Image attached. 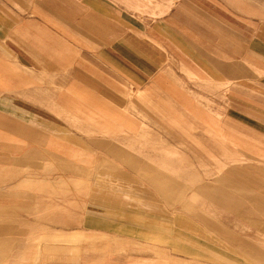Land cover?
Returning <instances> with one entry per match:
<instances>
[{
	"label": "rangeland",
	"instance_id": "obj_1",
	"mask_svg": "<svg viewBox=\"0 0 264 264\" xmlns=\"http://www.w3.org/2000/svg\"><path fill=\"white\" fill-rule=\"evenodd\" d=\"M142 1L118 0L137 11ZM79 9L76 0H0V25L52 14L43 19L59 31L56 15ZM181 74L178 100L155 86L133 92L108 118L115 122L100 119L105 128L69 117L76 133L37 129L29 139V125L0 118V264H103L109 254L126 264L157 256L167 264L169 255L181 264H264V135L225 116L238 104L235 81L206 88ZM178 115L192 122L183 132ZM197 123L226 136L240 161L223 150L210 156L194 137ZM204 184L208 193L197 189Z\"/></svg>",
	"mask_w": 264,
	"mask_h": 264
},
{
	"label": "crops",
	"instance_id": "obj_2",
	"mask_svg": "<svg viewBox=\"0 0 264 264\" xmlns=\"http://www.w3.org/2000/svg\"><path fill=\"white\" fill-rule=\"evenodd\" d=\"M76 2V14L56 15L59 31L43 19L52 14L8 19L17 23L6 31L0 25L2 121L29 125V139H35L37 129L50 136L76 133L65 121L69 117L105 128L100 119L116 117L115 107L133 92L149 93L155 86L158 94L178 100L177 80L181 71H189L206 88L235 81L240 103L231 105L225 116L264 135V0H143L139 11L118 0ZM4 16L0 21L7 20ZM52 103L60 108V117ZM178 117L180 128L192 123L189 117ZM195 125L194 137L208 142L210 156L214 149L223 150L240 161L238 147H229L226 136L206 124ZM146 173L160 175L169 185L177 182L160 171ZM175 186L179 194L186 189L178 182ZM197 189L208 193L205 184ZM157 258L147 263L161 264ZM180 261L169 255L167 264ZM103 264L126 262L109 254Z\"/></svg>",
	"mask_w": 264,
	"mask_h": 264
}]
</instances>
